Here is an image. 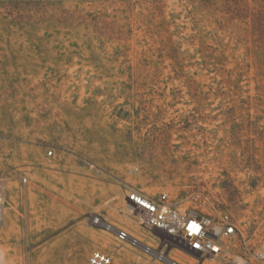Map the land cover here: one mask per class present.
<instances>
[{
    "label": "rangeland",
    "instance_id": "374dc122",
    "mask_svg": "<svg viewBox=\"0 0 264 264\" xmlns=\"http://www.w3.org/2000/svg\"><path fill=\"white\" fill-rule=\"evenodd\" d=\"M0 175V264H159L93 223L155 240L128 186L233 216L244 260L205 264H264V1L0 0Z\"/></svg>",
    "mask_w": 264,
    "mask_h": 264
},
{
    "label": "built area",
    "instance_id": "2783aa9c",
    "mask_svg": "<svg viewBox=\"0 0 264 264\" xmlns=\"http://www.w3.org/2000/svg\"><path fill=\"white\" fill-rule=\"evenodd\" d=\"M52 155L53 151H50L49 156ZM21 180L27 183L26 177ZM7 191L8 178L0 175V222L5 212ZM125 200L130 213L139 220L142 228L151 235L155 231L158 232V235H152L155 240L148 238L147 242H142L131 233L117 229L100 215L94 217L93 223L108 232L119 231L122 243L140 248L153 263L181 264L173 257L180 254L193 256L196 260L202 261V264L215 260L222 262L244 260L235 253V242L240 236L244 237V233L228 212L219 208L205 209L201 206L200 209H183L167 192L153 196L133 186L126 188ZM250 254L256 261H264L263 250H256ZM87 264L121 263L112 255H102ZM238 264L244 263L238 261Z\"/></svg>",
    "mask_w": 264,
    "mask_h": 264
},
{
    "label": "crops",
    "instance_id": "0c3cea01",
    "mask_svg": "<svg viewBox=\"0 0 264 264\" xmlns=\"http://www.w3.org/2000/svg\"><path fill=\"white\" fill-rule=\"evenodd\" d=\"M12 178L9 179L8 181V185H11V188L9 187L8 191H7V196L8 194H12V192L15 190V186L14 183L16 182L15 180H11Z\"/></svg>",
    "mask_w": 264,
    "mask_h": 264
},
{
    "label": "snow or ice",
    "instance_id": "6c2138e0",
    "mask_svg": "<svg viewBox=\"0 0 264 264\" xmlns=\"http://www.w3.org/2000/svg\"><path fill=\"white\" fill-rule=\"evenodd\" d=\"M193 227H195V225H193Z\"/></svg>",
    "mask_w": 264,
    "mask_h": 264
}]
</instances>
